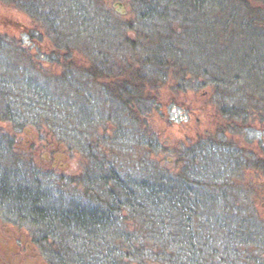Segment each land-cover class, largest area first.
Returning <instances> with one entry per match:
<instances>
[{"label": "trees", "instance_id": "trees-1", "mask_svg": "<svg viewBox=\"0 0 264 264\" xmlns=\"http://www.w3.org/2000/svg\"><path fill=\"white\" fill-rule=\"evenodd\" d=\"M137 1L146 8L157 5L172 10L176 21L184 25V37L178 38L167 27L156 35L160 52L151 60L152 68L127 72L116 86L120 94L116 104L134 108L135 115L139 92L141 106L159 108L158 97L155 102L145 98L153 84L145 73L152 75L153 68L172 72L174 99H191L189 92L205 86L221 92L223 99L247 102L221 105L210 118L213 130L203 137V143L201 139L190 141L192 146L173 173L159 162L143 164L134 173L124 171L98 147L82 192L45 187L35 174L34 160L17 155V129L11 130V136L2 128L13 120L0 107V206L9 211L11 223L30 229L27 231L46 264L257 261L259 257L248 255L254 249L264 251V221L253 205L241 202L243 187L224 177H231L240 163L250 165L237 140L255 123V115L248 110L257 109L264 117V0H233L236 12L227 15L228 7L219 16L212 6L199 5V0ZM166 14L172 17L169 10ZM220 29L224 31L221 36ZM42 43H37L41 51ZM55 51L57 61L62 57L57 48ZM86 71L95 82L104 76V69L97 65ZM155 93L160 95L158 88ZM258 165L263 164L253 166Z\"/></svg>", "mask_w": 264, "mask_h": 264}, {"label": "rangeland", "instance_id": "rangeland-1", "mask_svg": "<svg viewBox=\"0 0 264 264\" xmlns=\"http://www.w3.org/2000/svg\"><path fill=\"white\" fill-rule=\"evenodd\" d=\"M199 1L212 6L216 16L224 8L229 7L228 15L238 7L233 0ZM116 3L123 4L125 14ZM146 7L137 0H0V107L13 120L2 128L11 136V130L17 129V155L34 160L35 174L45 187L82 192L98 147L124 171L134 173L143 164L159 162L173 173L192 146L190 141L203 143L213 130L210 118L221 105L247 102L223 99L221 92L205 86L189 92L191 99H174L172 72L153 68L152 75L145 73L146 80L153 82L145 98L155 102L158 97L159 108L141 106L139 92L135 115L134 108L116 104L113 83L103 77L93 81L86 69L97 65L104 72L121 74L122 80L128 73L152 68L151 60L160 52L156 35L170 29L178 38L184 37V25L172 10ZM164 18L170 22H154ZM27 28L41 37L43 51L21 36ZM56 48L66 63L50 58L56 56ZM155 88L160 95L156 96ZM248 111L255 115V123L237 140L250 165L240 163L231 177L224 178L243 187L241 202L253 205L264 221V117L257 109ZM3 209L0 206V264H46L30 229L11 223L9 211ZM262 253L254 249L248 256L259 258L248 264H264Z\"/></svg>", "mask_w": 264, "mask_h": 264}, {"label": "flooded vegetation", "instance_id": "flooded-vegetation-1", "mask_svg": "<svg viewBox=\"0 0 264 264\" xmlns=\"http://www.w3.org/2000/svg\"><path fill=\"white\" fill-rule=\"evenodd\" d=\"M29 30L30 29L27 28L25 30V32H23L25 34H21V36L22 37H25L26 38V41L32 43L33 45H37V43L41 41L40 40L41 37H39L37 35H31V34H29ZM50 58L53 60V62H57L53 54H52V56ZM105 79H106V81H108L110 83L111 82L113 83L114 88H113L112 94L115 96L114 99L116 101H119L120 94L117 95V93H116L117 92L116 86H118L119 84L122 83L121 74H118V73L117 74L116 73H109V71H107V72H104L103 80L105 81Z\"/></svg>", "mask_w": 264, "mask_h": 264}, {"label": "water", "instance_id": "water-1", "mask_svg": "<svg viewBox=\"0 0 264 264\" xmlns=\"http://www.w3.org/2000/svg\"><path fill=\"white\" fill-rule=\"evenodd\" d=\"M115 7L119 10V12H120L121 14H125V11L123 10V9H124V6H123L122 3H116V4H115Z\"/></svg>", "mask_w": 264, "mask_h": 264}]
</instances>
